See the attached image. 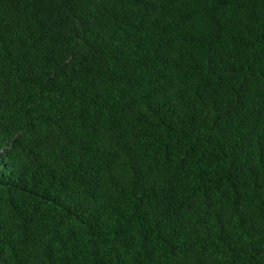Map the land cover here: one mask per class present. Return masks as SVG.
Wrapping results in <instances>:
<instances>
[{"label":"trees","instance_id":"obj_1","mask_svg":"<svg viewBox=\"0 0 264 264\" xmlns=\"http://www.w3.org/2000/svg\"><path fill=\"white\" fill-rule=\"evenodd\" d=\"M0 264H264V0H0Z\"/></svg>","mask_w":264,"mask_h":264}]
</instances>
